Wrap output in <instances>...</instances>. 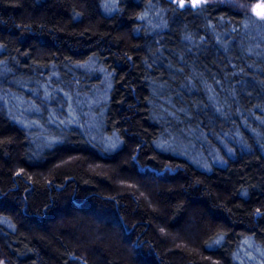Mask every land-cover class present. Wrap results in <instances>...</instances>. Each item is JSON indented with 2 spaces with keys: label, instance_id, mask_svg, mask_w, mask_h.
Listing matches in <instances>:
<instances>
[{
  "label": "trees",
  "instance_id": "trees-1",
  "mask_svg": "<svg viewBox=\"0 0 264 264\" xmlns=\"http://www.w3.org/2000/svg\"><path fill=\"white\" fill-rule=\"evenodd\" d=\"M190 1L0 0L4 264H264V16Z\"/></svg>",
  "mask_w": 264,
  "mask_h": 264
},
{
  "label": "rangeland",
  "instance_id": "rangeland-1",
  "mask_svg": "<svg viewBox=\"0 0 264 264\" xmlns=\"http://www.w3.org/2000/svg\"><path fill=\"white\" fill-rule=\"evenodd\" d=\"M210 1L229 2L239 8L247 9L249 11L257 13L258 15L264 16V0H191L189 3L196 6ZM186 4L188 3L186 2ZM0 264H4V260L1 257Z\"/></svg>",
  "mask_w": 264,
  "mask_h": 264
}]
</instances>
